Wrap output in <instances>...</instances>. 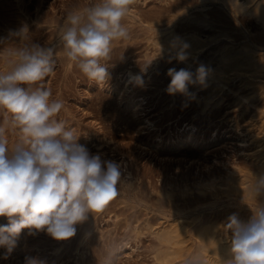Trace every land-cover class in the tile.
Masks as SVG:
<instances>
[{
	"label": "rangeland",
	"instance_id": "rangeland-1",
	"mask_svg": "<svg viewBox=\"0 0 264 264\" xmlns=\"http://www.w3.org/2000/svg\"><path fill=\"white\" fill-rule=\"evenodd\" d=\"M94 2L0 0V41L7 40L0 43V72L11 67L4 57L8 48L31 42L56 45L67 15ZM249 14L228 13L216 0H134L123 21L129 37L113 43L106 61L110 77L99 85L57 47L55 70L41 82L51 89L52 99L63 102L56 119L79 135L78 143L90 154L119 162L124 183L114 199L76 226L75 236L58 241L43 231L28 235L25 229L7 259L6 249L0 248V264H25L26 257L46 264H105L113 251V264H161L155 259L160 245L146 223L156 226L181 217L197 224L217 223L224 231L233 213L245 222L252 216L255 200L213 195L210 187L236 166L255 168L250 132L261 119L264 97L241 100L238 95H248L249 88L239 78L229 80L210 104L205 98L216 90L211 84L189 85L191 95L166 91L170 68L195 73L202 64L216 70L224 50L239 51L243 44L264 55V26ZM21 26L28 28L27 41L10 36ZM171 33L203 43L190 65V60L179 62L173 51H163L151 40ZM129 73L141 75L144 86L129 84ZM255 76L264 85V66ZM7 119L0 111L11 149L18 133L5 124ZM7 223L0 217V225ZM187 247L190 254L183 253V259L197 254L192 240Z\"/></svg>",
	"mask_w": 264,
	"mask_h": 264
},
{
	"label": "clouds",
	"instance_id": "clouds-1",
	"mask_svg": "<svg viewBox=\"0 0 264 264\" xmlns=\"http://www.w3.org/2000/svg\"><path fill=\"white\" fill-rule=\"evenodd\" d=\"M134 0H96L82 10L70 12L61 27L57 44L26 43L8 48L4 57L11 67L0 72V111L5 124L18 133L11 149L6 128L0 126V248L8 258L25 229L28 235L46 232L55 240L76 235V226L89 215L100 211L118 193L122 185L121 164L102 160L78 143L79 135L63 121L56 119L64 107L52 99L50 88L41 82L53 74L57 47L89 80L106 82L110 73L106 61L113 43L126 40L129 32L123 21ZM20 42L30 39L27 26L10 31ZM7 40L0 41L4 44ZM173 58L185 62L189 45L180 37L170 42ZM210 69L200 65L195 73L189 69H168L170 95H191L189 85L206 86ZM129 84L143 87L141 75H130ZM250 193L257 202L252 216L245 222L233 213L224 231L229 234L227 258L223 264H264V174L254 176ZM110 252L105 264H113ZM25 264H46L44 260L26 257ZM189 264H203L194 256Z\"/></svg>",
	"mask_w": 264,
	"mask_h": 264
},
{
	"label": "bare ground",
	"instance_id": "bare-ground-1",
	"mask_svg": "<svg viewBox=\"0 0 264 264\" xmlns=\"http://www.w3.org/2000/svg\"><path fill=\"white\" fill-rule=\"evenodd\" d=\"M200 1L204 2L206 0ZM216 1H219V4L221 2V4L228 10V13L230 12L235 15L238 13H250L251 16H254V18L260 21L264 26V0ZM176 37L179 36L175 33H171L165 38L162 36V39L159 37L156 39L151 38V40L159 49L163 51H173L170 42ZM181 40L189 45V48L187 49L189 54L188 60H190L187 64H189L192 61L191 59L199 53L203 43H201L198 38L191 35L190 37L187 36V38L181 37ZM219 62L220 67L216 70L210 69L206 80V85L211 84V90L216 89L214 93H210L208 98H205L206 104L213 102V99L224 90L229 80L236 78L240 79L241 85L249 88L248 95H238L241 100H247L249 99V96H251V98L258 96L264 97V85L255 81V75L260 73L263 69L264 55L259 54V51L255 46L243 44L239 51L226 49L221 53ZM130 75L133 74L129 73V76ZM263 107L260 110V121L256 123L255 127H253V130L250 132L252 145L254 146L251 158H253V161L255 162V168L248 169L244 167V169L243 167L240 168L236 166L233 172L224 181L218 185H211L210 188L212 192L214 191L213 195L222 193L240 198L242 201L254 200L250 193V185L254 180V176L264 174ZM215 224H197L193 221H186L181 217L170 223H160L156 226L146 223V229L154 235L160 245V249L155 254V259L161 264H189L194 255L196 256L198 254L207 264H223V260L226 259L228 255L229 235L220 230L221 228L218 229L219 226L217 227ZM190 240L196 244L197 254H192L193 256H191L190 259H183V253L186 252L184 255H187V253L190 254L191 247L190 249L187 247V243Z\"/></svg>",
	"mask_w": 264,
	"mask_h": 264
}]
</instances>
